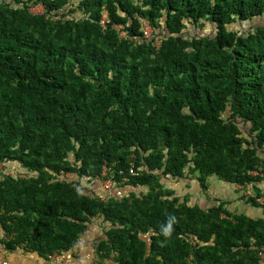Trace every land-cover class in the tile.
<instances>
[{
  "label": "trees",
  "instance_id": "16d2710c",
  "mask_svg": "<svg viewBox=\"0 0 264 264\" xmlns=\"http://www.w3.org/2000/svg\"><path fill=\"white\" fill-rule=\"evenodd\" d=\"M259 19L264 0H0L6 247L71 252L98 223L102 260L262 264L264 218L178 195L215 179L264 211L243 188L264 197ZM104 167L125 194L103 199Z\"/></svg>",
  "mask_w": 264,
  "mask_h": 264
},
{
  "label": "crops",
  "instance_id": "0c3cea01",
  "mask_svg": "<svg viewBox=\"0 0 264 264\" xmlns=\"http://www.w3.org/2000/svg\"><path fill=\"white\" fill-rule=\"evenodd\" d=\"M212 185L207 192L193 186L191 189H185L184 186L178 187V195L184 197L187 194H191L196 200H191V205L198 204L203 208L216 206V200L224 202H233L228 207L230 210L238 213H246L251 215L253 219L264 218V211L259 208L246 205L244 201L240 200L239 194H237V187L234 188L219 180H212ZM263 186V184H261ZM98 223H94L89 227L88 234L82 238L83 243L80 241L74 248L77 249L74 253H71L62 262L55 263L49 262L46 258L30 250L24 248L8 249L4 242L8 239L7 235L0 224V264L3 261H8L9 264H118L113 259L102 260L96 249L95 244L101 241L104 237V231L101 227L97 226Z\"/></svg>",
  "mask_w": 264,
  "mask_h": 264
},
{
  "label": "built area",
  "instance_id": "2783aa9c",
  "mask_svg": "<svg viewBox=\"0 0 264 264\" xmlns=\"http://www.w3.org/2000/svg\"><path fill=\"white\" fill-rule=\"evenodd\" d=\"M107 22H108L107 16H105L104 19L101 21V24L106 28ZM118 30H120V29H118ZM152 34H153V31H152V27H151L150 23L149 22H145L144 25H143V39H146V40L147 39H150L152 37ZM120 36L122 38H124L125 40H130V41H139V40H141L139 37H131L128 34L127 31H123V30L120 32ZM104 172L105 173H103V176L104 177H107V179L103 183V190H104V187L106 189H109L110 192L109 191L108 192L111 195V197H113V196H121L122 195L121 190H119V189L116 190L114 188V186H113V184L115 183V181H114V178L109 175V169L104 170ZM107 172H108V176H105L107 174ZM130 173H131V175H134L136 172L132 168L131 171H130ZM253 187H254L253 184H248L245 187H243V188H245V191H244L245 195H252V196L256 197L257 202H259L260 204H264V197H258L254 193ZM80 243L81 244L83 243L82 239L80 240ZM77 249H80V248H75V251ZM69 255H70V253H67V254L54 253V254L48 255V260L50 262H61V261H63ZM260 257H261V260H262V264H264V252H261L260 253ZM2 264H9V263L3 262Z\"/></svg>",
  "mask_w": 264,
  "mask_h": 264
},
{
  "label": "rangeland",
  "instance_id": "374dc122",
  "mask_svg": "<svg viewBox=\"0 0 264 264\" xmlns=\"http://www.w3.org/2000/svg\"><path fill=\"white\" fill-rule=\"evenodd\" d=\"M33 12H35V13H43V12H45V10H44V8L42 7V6H38V7H36L35 9H33ZM264 20H262V19H259V20H257V21H255V22H263ZM264 23V22H263ZM246 26H247V28L246 29H250L251 28V26L249 25V24H246ZM244 27H242V29H243ZM243 30H245V28L243 29ZM107 169V167H104V170H106ZM105 173V172H104ZM256 175V174H255ZM105 176H108V172H107V174L105 175ZM66 178H68V179H70L71 178V175L70 174H66ZM61 179V178H60ZM109 180V179H108ZM113 186H114V188L116 189V190H121L120 188H118V186H117V184H113ZM103 188V184H101V187L99 188V193H101V196L104 198V200L105 201H107L108 199H110L111 198V195L109 194V192H110V190L109 189H106L105 187H104V190L101 192V189ZM109 191V192H108ZM120 192V191H119ZM247 196V195H246ZM55 253H60V252H55ZM46 260L48 261V256H47V258H46ZM3 262H7V263H9L8 261H3ZM3 262H1V263H3ZM55 263H59V262H55Z\"/></svg>",
  "mask_w": 264,
  "mask_h": 264
},
{
  "label": "clouds",
  "instance_id": "9594fccd",
  "mask_svg": "<svg viewBox=\"0 0 264 264\" xmlns=\"http://www.w3.org/2000/svg\"><path fill=\"white\" fill-rule=\"evenodd\" d=\"M107 16V15H106ZM107 20H108V16H107ZM102 21V20H101ZM101 21H100V24H101ZM146 22H148V21H146ZM108 23V22H107ZM145 23V22H144ZM144 23H143V25H144ZM150 23V22H149ZM107 25V24H106ZM151 25V24H150ZM101 26L103 27V28H105L102 24H101ZM152 27V26H151ZM115 29H116V31L118 32V34L120 35V32L123 30V31H126L123 27H121V26H117V27H115ZM118 29H120V30H118ZM152 31H153V29H152ZM128 32V31H127ZM129 34V33H128ZM130 35V34H129ZM132 37V36H131ZM130 41V40H129ZM103 191V188L101 189V192ZM121 192H122V195L123 194H125L124 193V191L123 190H121ZM101 194V193H100ZM121 195V196H122ZM104 199V198H103ZM81 240V239H80ZM75 252V248H73L72 249V251L71 252H65V253H63V254H67V253H74ZM49 255H51V254H49ZM65 260V259H64ZM49 261V260H48ZM50 262V261H49ZM62 262V261H61ZM2 264V263H1Z\"/></svg>",
  "mask_w": 264,
  "mask_h": 264
}]
</instances>
